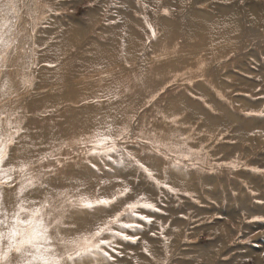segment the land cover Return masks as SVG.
I'll return each mask as SVG.
<instances>
[{
	"label": "rangeland",
	"instance_id": "obj_1",
	"mask_svg": "<svg viewBox=\"0 0 264 264\" xmlns=\"http://www.w3.org/2000/svg\"><path fill=\"white\" fill-rule=\"evenodd\" d=\"M8 133L9 212L31 177L61 235L137 225L85 264H264V0H0Z\"/></svg>",
	"mask_w": 264,
	"mask_h": 264
},
{
	"label": "snow or ice",
	"instance_id": "obj_2",
	"mask_svg": "<svg viewBox=\"0 0 264 264\" xmlns=\"http://www.w3.org/2000/svg\"><path fill=\"white\" fill-rule=\"evenodd\" d=\"M4 7L11 8L13 5L6 4ZM24 83L27 86L29 81L25 80ZM8 127L12 128V125L9 124ZM109 142L111 146L107 147L106 151L115 152V141H112L110 137H102L94 146L92 154L103 155V152L98 153L95 148L107 145ZM12 143H14V138L11 133L0 137V183L10 181L13 172L25 173L29 166L22 163L19 169L2 167L7 159L8 145ZM140 167L144 166L140 165ZM145 171L148 172L147 169ZM148 175L151 176V173L148 172ZM37 187L47 188V185L29 177L27 183L21 185L17 195L18 202L11 212L5 208L2 193H0V264H85V261L95 259L97 253L111 259L108 251L101 247L102 245L107 246L115 251L111 240L100 239L105 234L123 240L136 241L137 237L114 231L110 227L116 224L121 229L137 227L135 224L118 223L119 217L97 225L94 232L78 236L61 235V230L69 227L64 222L65 203L57 202L50 197H46L44 202L25 197V193L32 195L31 190ZM128 191L129 189H124V193ZM66 203L74 208L91 209L100 204L108 205L110 201L105 199L93 202L81 198L79 201L69 199ZM138 207L154 209V205L147 202L127 205L130 215L151 223L150 217L143 216L136 211Z\"/></svg>",
	"mask_w": 264,
	"mask_h": 264
},
{
	"label": "bare ground",
	"instance_id": "obj_3",
	"mask_svg": "<svg viewBox=\"0 0 264 264\" xmlns=\"http://www.w3.org/2000/svg\"><path fill=\"white\" fill-rule=\"evenodd\" d=\"M84 116H82V118L79 119V121H81V122L78 126H84L85 122L87 121V120L84 121L85 117H87V116H85V117Z\"/></svg>",
	"mask_w": 264,
	"mask_h": 264
}]
</instances>
